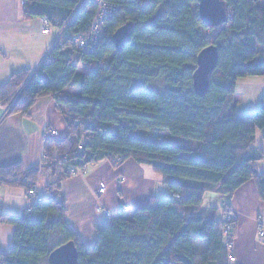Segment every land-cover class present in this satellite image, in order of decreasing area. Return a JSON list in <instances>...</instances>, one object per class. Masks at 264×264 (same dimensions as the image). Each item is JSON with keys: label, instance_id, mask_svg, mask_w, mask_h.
<instances>
[{"label": "trees", "instance_id": "16d2710c", "mask_svg": "<svg viewBox=\"0 0 264 264\" xmlns=\"http://www.w3.org/2000/svg\"><path fill=\"white\" fill-rule=\"evenodd\" d=\"M106 1L119 12L94 51L78 53L64 36L33 74L15 73L0 87L8 116L29 117L38 99L53 96L68 129L63 139L44 140L42 168L0 167V187L26 194L42 172L49 176L41 203L0 216V224L13 227L0 264H41L68 242L76 246L78 264H229L218 210L201 204L206 193L231 197L250 182L264 202V151L252 146L256 132H264V96L255 114L239 115L233 105L240 79L264 77V0H224L229 20L216 29L201 23L197 0ZM79 2L22 0V17L62 24ZM94 15L95 6L84 5L67 35L86 34ZM128 23L129 42L118 52L112 36ZM210 45L218 50V64L208 92L199 96L192 75L198 54ZM147 131L179 140L134 136ZM104 160L113 168L128 160L149 167L172 198L154 197L131 217L125 209L111 215L87 248L66 221L62 183Z\"/></svg>", "mask_w": 264, "mask_h": 264}, {"label": "crops", "instance_id": "0c3cea01", "mask_svg": "<svg viewBox=\"0 0 264 264\" xmlns=\"http://www.w3.org/2000/svg\"><path fill=\"white\" fill-rule=\"evenodd\" d=\"M261 5L264 7V1ZM43 27L44 22L40 19H23L22 0H0V87L7 84L15 73L29 72L31 75L35 72L52 42V36L42 34ZM249 87L248 84H238L237 90L240 88L243 92ZM1 104L0 167L17 163L24 169L39 166L43 160L44 140H59L67 135L64 115L56 110L53 96L38 99L29 117L8 116ZM52 130L57 132L56 137L49 134ZM260 171L264 173V164L259 166ZM48 181L49 176L42 172L37 184L41 198L45 197L44 187ZM101 184L106 185V192L99 196L97 191ZM156 184L154 176L144 166L131 160L117 168L108 161H101L88 167L85 174H77L62 183L66 221L83 245L91 248L95 243L96 229L108 223L96 213V208H106L114 218L125 209L126 215L131 217L135 209L146 206L154 197L158 198ZM166 196L172 198L170 192ZM28 205L24 190L0 187V216L21 215ZM227 206L234 216L235 228L232 248L224 251L223 258L235 260L229 264H264V242L256 241L258 236L264 238V234L260 236L258 231V225H261L264 233V204L259 201L255 183L242 186ZM128 208L132 209L131 213L127 212ZM216 220H222L221 209H218ZM12 237L13 227L0 224V255L8 252Z\"/></svg>", "mask_w": 264, "mask_h": 264}, {"label": "built area", "instance_id": "2783aa9c", "mask_svg": "<svg viewBox=\"0 0 264 264\" xmlns=\"http://www.w3.org/2000/svg\"><path fill=\"white\" fill-rule=\"evenodd\" d=\"M86 4H93L95 6V15L93 21L91 23L90 29L86 34L78 35V34H68L66 30L72 24L74 18L81 10V8ZM119 12V7L108 3L106 0H80L77 7L75 8L74 12L62 24L56 22L54 25H48L44 22V27L42 29V34L52 36L51 46L57 42H59L64 36H67L71 39V41L75 44L76 50L78 53H88L94 51L100 42L104 39L107 33V23L109 19H111L114 15ZM17 90L15 93H18ZM14 93V94H15ZM1 106L8 111L9 105L4 103ZM49 134L53 137H56L58 134L55 130L49 132ZM45 165L44 160L39 164V167H43ZM106 192V186L101 184L98 189V195L102 196ZM28 197V209L30 211L32 206L36 203H41L42 198L38 195L37 186L36 188L30 190L27 193ZM97 214L104 217L105 219H109L111 217L110 212L105 208H98L96 210ZM229 214V213H227ZM225 214L222 220V227H221V236L226 243V251H230L232 248V231H233V215ZM259 228V235L263 236V231L261 229V225H258ZM229 262H234L235 260L230 257L228 259Z\"/></svg>", "mask_w": 264, "mask_h": 264}, {"label": "water", "instance_id": "95a60500", "mask_svg": "<svg viewBox=\"0 0 264 264\" xmlns=\"http://www.w3.org/2000/svg\"><path fill=\"white\" fill-rule=\"evenodd\" d=\"M198 15L201 23L208 29L224 26L229 20V11L224 0H197ZM133 26L125 24L112 36L116 51H122L129 42ZM218 64V50L210 45L204 48L196 58V69L192 75L193 89L199 96H204L209 89V78ZM48 264H78V252L73 242H68L53 250Z\"/></svg>", "mask_w": 264, "mask_h": 264}, {"label": "rangeland", "instance_id": "374dc122", "mask_svg": "<svg viewBox=\"0 0 264 264\" xmlns=\"http://www.w3.org/2000/svg\"><path fill=\"white\" fill-rule=\"evenodd\" d=\"M82 68L83 67H80L79 70L81 71ZM263 80H264V77H246V78H242V79H240L238 81V84H248V85H250V87H249V89L244 90L243 92H242V89H240V88H238V90H237V94L238 95L234 98V101H233V105H234V102L236 103L235 104V110H236L237 114L245 115V114H255V113L258 112L259 107H260V103H261V99L264 96V81ZM154 87L157 88L158 90H161V86L159 84H156ZM68 93L75 94V93H77V91L74 90V89H70L68 91ZM17 94L18 93L12 94L11 95L12 99H14L17 96ZM263 134H264L263 131H259L258 130L256 132L255 141H254L252 146L255 147V148L262 149L264 151V137H263ZM134 136L138 137V138L159 140V141H162V142H164V141L165 142H167V141L169 142L170 141V143H173L171 141L179 140V138H174V140L170 139V137H169L167 132H160V133L151 132V131H147L145 133L144 132H142V133L141 132H137V133L134 134ZM144 168L148 172H150V174H152V176H154V178L156 180V183H157L156 187H155V191L157 193L156 196L158 198H165V197L167 198L166 195H169V191L165 187V185L162 184V177L160 175L154 174L150 170L149 167H144ZM261 172L262 171H260V173ZM81 174H83V173H81ZM158 180H160V181H158ZM97 194H98V191H97ZM231 197L226 196V195H224L222 193H218V192L206 193L204 195V197H203L201 208L205 209V210H209V209H216V210L219 209L220 210L221 209L222 215H223L222 216V220H223V217H224L225 214L229 213L227 215H230V214L232 215L231 209L229 208V206H227V205H230ZM260 202L262 204H264V202H262V201H260ZM98 208H102V207H98ZM98 208H96V210ZM131 211H132V209L128 208L127 212L131 213ZM109 212L112 215L111 219H113L114 218L113 217L114 214L111 211H109ZM233 218H234V216H233ZM262 219L264 220V218H262ZM261 229H262V227H261ZM263 230H264V225H263ZM258 231H259V228H258ZM233 232H234V227H233L232 233ZM256 241L261 242V244H262L264 242V238L258 236V238H256ZM232 242H233V239H232ZM228 259H230V257H228ZM231 263H233V262H231ZM41 264H48L47 260L42 261Z\"/></svg>", "mask_w": 264, "mask_h": 264}]
</instances>
